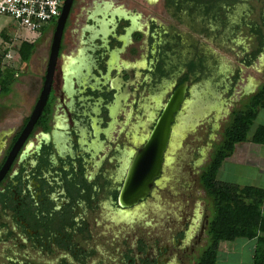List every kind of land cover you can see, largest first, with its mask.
Segmentation results:
<instances>
[{"label": "flooded vegetation", "instance_id": "flooded-vegetation-1", "mask_svg": "<svg viewBox=\"0 0 264 264\" xmlns=\"http://www.w3.org/2000/svg\"><path fill=\"white\" fill-rule=\"evenodd\" d=\"M234 2L72 1L66 22L72 18L63 28L47 99L1 172L3 264L197 262L208 244L211 210L198 202L189 205L198 197L188 193L189 184L172 193L164 178L167 162L144 199L120 208L117 196L133 155L178 85L187 83L184 100H191L190 84L206 75L211 56L245 69V51L234 54L238 63L216 48L214 36ZM128 4L133 8L127 9ZM53 23L48 24L49 44ZM190 61L195 63L192 72L183 65ZM174 72L176 81L166 85ZM182 76L186 78L178 84ZM20 96L24 102L28 94ZM37 96L30 106L22 105L24 111L5 118L11 121L0 134V169L25 129ZM244 97L232 104L243 105ZM208 100L213 101L212 96L201 101V107L208 106ZM195 112L189 111L191 117L200 115ZM206 125L200 134L206 135L205 145L212 150L220 126ZM198 164L193 177L202 172ZM159 196L179 198L176 217L170 211L157 216Z\"/></svg>", "mask_w": 264, "mask_h": 264}, {"label": "rangeland", "instance_id": "rangeland-1", "mask_svg": "<svg viewBox=\"0 0 264 264\" xmlns=\"http://www.w3.org/2000/svg\"><path fill=\"white\" fill-rule=\"evenodd\" d=\"M73 6L71 7L73 8ZM128 7L132 9L133 5L128 4ZM263 15L264 0H235L230 13L227 14V20L223 21V25L217 28L216 34H214V36L217 37V45L221 47V51L225 52L233 60L239 63L240 60L235 58L234 54L239 55L241 51L244 50L245 54L242 55V57L247 55L250 57L251 54L257 49V35L251 33L248 28V26H250V28L251 26H255L259 28V33L263 38L260 52L253 55L250 63L245 66V69L238 67L234 63L222 59L219 56H214L213 58L212 56L210 58L208 57L209 69H207L206 75L190 84V86L195 87H192L195 90V98L190 101L195 102L193 103L191 109H194L196 111L195 113L200 115H196L195 117V114H193V117H191L192 113H183V117H186L188 114L190 115L189 120H187L186 124L183 126V132H187V134H183L184 136L182 135V139L177 141L175 146L173 145L170 155L168 156L166 169H164V171L166 170L164 178L167 179L166 183L168 186H170L174 195L178 194L180 190L185 189L186 185L189 184L190 188H188V193L192 195L196 194V196H198L197 198H192V202H189L190 206L193 203L195 204V202H198L200 207L206 206L207 209L211 210L210 199L205 195L204 191L199 185L198 177H193V166L199 165L198 163L201 162L199 170L202 171L208 164L214 149L222 140L223 132L229 124L232 112L239 110L242 107V104L235 106V104H232V102L236 101L244 94V98L247 99L249 95L258 88L259 85L264 84V26L261 23V20H263ZM71 16L72 15L69 17L70 20L68 19V22H65L67 27L68 24H70L72 18ZM4 21L7 24L10 23L14 25L15 28H13V26L10 28L11 30H14L17 36L21 39L33 40L37 36L36 33H30L15 22L13 23L11 19H5ZM67 27L65 33L68 31ZM48 44V32L38 37L35 42L36 46L34 50V61L39 60L41 56H46ZM183 52H185L184 49ZM10 69L9 63L4 64L0 69L2 75L1 77L9 75L10 72L8 70ZM175 74L176 72L173 73V77L170 76L166 78V85L170 84V82L176 81ZM209 96H212L213 101L208 100L210 101L208 102V106L206 105L201 107V101L205 100L207 102V98H209ZM12 100L17 102L15 98ZM217 107L218 110L216 113ZM197 116H199V118ZM216 118L218 121L214 123L213 121H216ZM219 121H222V124H219ZM258 122L259 119L253 121L252 127L255 124H258ZM206 124L220 126L217 134L215 132L216 143L213 145L212 150L207 149L205 145L207 143L206 135L200 134L203 128H207ZM193 125L194 128L191 129ZM198 132L201 135L200 138L197 135ZM194 137L199 138V141L193 140ZM245 172H250V170L246 169ZM186 201H189V199ZM179 203L180 201L177 196H174L172 201L159 196L158 203H156L157 216L161 217L164 215V211H170L171 214L176 217L178 212L177 207H180ZM182 209L188 215L190 214V209ZM159 223L160 220L158 219V224ZM241 242L242 241L240 240L233 241L235 245H239ZM234 251L237 252L236 249ZM243 251L244 249H242L240 252L242 257L244 256V253H242ZM231 253H233V251ZM48 261L52 263L51 259ZM0 264L3 263L0 261Z\"/></svg>", "mask_w": 264, "mask_h": 264}, {"label": "trees", "instance_id": "trees-1", "mask_svg": "<svg viewBox=\"0 0 264 264\" xmlns=\"http://www.w3.org/2000/svg\"><path fill=\"white\" fill-rule=\"evenodd\" d=\"M264 26V15L261 20ZM48 23L42 24L40 29ZM251 33L257 35L258 46L250 57L244 58L243 65L250 63L255 53L261 50L263 38L258 27L251 26ZM221 48L217 45L216 48ZM32 44L21 43L19 57L27 60ZM0 56V63L2 61ZM188 72L194 71L195 63H183ZM3 64H0V69ZM201 66L200 69H202ZM206 71L205 68L202 69ZM10 72V70H8ZM10 74V73H9ZM0 94L5 93L6 78L1 77ZM8 78V75H7ZM181 78L178 84L185 80ZM259 111H264V84L258 86L250 95L241 109L233 111L229 124L223 132L221 142L214 149L211 158L198 177V183L211 202V216L207 226L208 244L195 264H215L216 253L225 242L254 241L251 264H264V216L261 214L263 192L259 188L239 187L232 183L221 182L216 179L217 171L222 162L231 155L235 142L249 140L252 143L264 145V127L258 125L250 132V128Z\"/></svg>", "mask_w": 264, "mask_h": 264}, {"label": "crops", "instance_id": "crops-1", "mask_svg": "<svg viewBox=\"0 0 264 264\" xmlns=\"http://www.w3.org/2000/svg\"><path fill=\"white\" fill-rule=\"evenodd\" d=\"M5 19L8 18L0 17V56H2L0 64L9 63L11 69L8 78L5 76V93L0 94V134L5 130L6 123L10 121L5 119L7 115L24 111L23 109L26 108H22V105L24 107L30 106L40 90L46 56H41L39 60L34 61L35 42L39 36L44 35L46 32L49 34L51 29L48 25L43 29H40V27L36 32L35 39L25 40L19 38L16 32L11 30L10 27L15 28L14 25L7 24L4 21ZM21 43L32 44L33 46L25 61L20 60L18 53ZM25 94H28L27 100L22 102L20 95ZM14 98L17 102L12 100ZM256 119H259V122L253 127L251 126L250 133L258 125L264 127V111H259L254 121ZM246 169H249L250 172H245ZM216 179L239 187L247 186L261 189L263 192L261 214L264 216V145L255 144L249 140L235 142L232 146L231 155L222 162L217 171ZM241 248L244 249L242 253L245 257L241 256ZM235 249L237 252L234 251ZM253 249L254 241H242L239 245H235L233 242H225L218 248L215 259L216 264H251ZM232 251L233 253H231Z\"/></svg>", "mask_w": 264, "mask_h": 264}, {"label": "water", "instance_id": "water-1", "mask_svg": "<svg viewBox=\"0 0 264 264\" xmlns=\"http://www.w3.org/2000/svg\"><path fill=\"white\" fill-rule=\"evenodd\" d=\"M72 1L63 0L59 15L54 19L44 75L37 99L27 120L25 129L20 133L5 158L4 164L0 169V176L2 169L6 168L8 161L11 159L10 157L19 148L22 140L20 137H24L25 134L23 133L30 129L47 99L56 66L63 28ZM194 88L188 90L191 100L195 98ZM186 90L187 83L182 82L172 91L161 106L159 115L154 120L150 131L146 133L142 147L133 155L117 196V203L120 208H129L148 195L153 181L160 175L163 163L168 162L169 151L182 137L184 133L183 126L186 124L184 122L185 117L182 114L189 112L193 103V101L184 100ZM217 110L218 107L216 108V112ZM166 150H168L167 157H164Z\"/></svg>", "mask_w": 264, "mask_h": 264}, {"label": "built area", "instance_id": "built-area-1", "mask_svg": "<svg viewBox=\"0 0 264 264\" xmlns=\"http://www.w3.org/2000/svg\"><path fill=\"white\" fill-rule=\"evenodd\" d=\"M62 3L63 0H0V17L34 34L59 15Z\"/></svg>", "mask_w": 264, "mask_h": 264}]
</instances>
